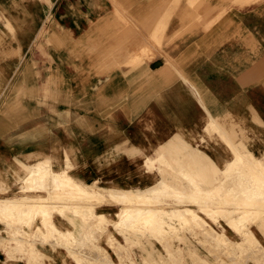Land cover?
I'll return each mask as SVG.
<instances>
[{"label":"crops","instance_id":"obj_1","mask_svg":"<svg viewBox=\"0 0 264 264\" xmlns=\"http://www.w3.org/2000/svg\"><path fill=\"white\" fill-rule=\"evenodd\" d=\"M203 1L115 0V3L114 0H0V77H10L12 67L22 64L55 67L53 72L46 71L44 77L53 78L57 82L56 89L61 93V103L57 105L61 125H51L47 116L51 111L47 106L36 107L30 102L28 111L43 113L44 116L38 120L39 117L34 115L19 125L29 124L30 130L36 128L38 122H43L45 129L73 131L75 136L70 139L61 135L60 145L68 147L70 142L69 146H74L73 160L77 165V173L81 171L78 177H98L106 181L118 179L126 184V179L138 177L133 174L132 163L139 162L140 169L135 167L134 171L143 177L145 187L161 177L160 164L156 162L153 168H149L147 160L161 155L163 162L173 158L170 161L173 162L174 174L171 180L173 184L177 182V188L184 189L180 191L189 193L191 189L190 182L185 178L187 176L190 181L199 183L200 190L205 192L216 188L217 180H222L224 174L229 172V167L237 161V170H231V176H226L220 187L214 190L220 197L215 196L203 208L190 202L177 206L172 204L174 209L189 208L203 217L209 236L195 227L181 231L179 224L175 223L176 234L168 236L169 240L165 237L163 241L170 248L176 264H195L191 262L190 255H195L199 264H232V261L234 264H264V184H259V194L244 197L250 192L245 189V185H252L257 176L264 177V0ZM205 2L207 7L203 6H206ZM217 3L220 4L217 6ZM118 4H121L120 9L116 6ZM192 15L196 21L192 17L190 19ZM189 20H192L191 24L198 25L190 27ZM6 24H9L11 31L6 28ZM128 29L130 32L126 33ZM40 33H43L44 58L38 56L36 47ZM143 33H147V37H143ZM128 34L133 40L138 36V41H133ZM127 41H130L129 45ZM150 43L155 44L153 46ZM136 45L141 47L137 48ZM114 46L116 48H111ZM5 51L11 53L6 60L1 57ZM116 51H120L119 56H115ZM111 53L114 59L119 57L126 60L115 63L110 57ZM133 57L142 60L129 62ZM174 65L176 69L181 68V71H177ZM106 66H109L108 70ZM77 67H85L84 73L87 76H79ZM137 68L139 71L135 72ZM166 68L171 72L170 75ZM59 74L62 77H58ZM30 76L33 77L32 74ZM67 115L68 118L64 120ZM0 128H3L1 121ZM26 144L24 150L15 154L32 157L31 161L37 160L33 158L37 150L47 154L51 147L50 141L48 143L46 139L38 144L36 141ZM37 145L43 146V149L37 148ZM132 150L143 156L133 157L130 154ZM6 155L10 153L5 154L0 144V171ZM233 190H236V196ZM234 198L236 203L232 201ZM209 208L217 209V222L204 212ZM247 208L251 213L246 216L244 224L246 229L252 231L255 239L253 248L245 251L247 256L242 254L243 258L244 254L248 258L242 261L236 259V255L231 258L228 253L226 256L223 252L211 253L212 235H223L234 243L242 241L243 235L234 231L222 215L228 212L238 214ZM116 209L115 205L110 204L97 207L104 215H111ZM54 225L63 233L70 232L73 240L53 241L47 237L33 240L35 252L40 257L37 255V259L30 261L32 264H76V261L82 264L80 260L85 261L83 264H94L95 261L97 264L100 261L97 246L105 250L116 263L117 256L108 244L106 233L92 231L91 235L80 239L79 235H75L80 229L79 225L68 216H60L59 221L54 220ZM84 229L80 230L86 233L87 227ZM115 234L117 240L125 244L124 237ZM88 240L92 245H87ZM143 242V251H130L131 257L138 264L161 263L162 260L168 262L164 245L158 239L151 237L143 239ZM201 242L206 246L201 245ZM76 245L77 248L79 245L78 249ZM86 248L95 251L99 259L90 251L91 256ZM84 249L87 250L86 255ZM234 250L238 254L236 247ZM79 254L83 258H79ZM213 256L219 257L221 263ZM5 258L6 254L0 250V260L3 262ZM7 261L12 264H29L26 258Z\"/></svg>","mask_w":264,"mask_h":264},{"label":"bare ground","instance_id":"obj_2","mask_svg":"<svg viewBox=\"0 0 264 264\" xmlns=\"http://www.w3.org/2000/svg\"><path fill=\"white\" fill-rule=\"evenodd\" d=\"M113 1V0H112ZM119 1V0H118ZM169 1V0H168ZM192 1V0H191ZM198 1V0H197ZM200 1V0H199ZM203 1V0H202ZM205 1V0H204ZM203 1V2H204ZM216 1V0H215ZM220 1V0H219ZM218 1V2H219ZM225 1V0H224ZM115 2V0H114ZM117 2V1H116ZM115 2V3H116ZM161 2V1H160ZM208 2V1H207ZM119 3V2H118ZM162 3V2H161ZM167 3V2H165ZM206 3V2H205ZM203 3V4H205ZM193 4V3H192ZM191 4V5H192ZM202 4V3H201ZM200 4V5H201ZM202 4V5H203ZM220 4V3H219ZM218 3L215 4V5H219ZM157 5V4H156ZM166 5V4H165ZM211 5V4H210ZM118 8L119 6L121 7V4L119 5H116ZM204 7H207V3H206V6L203 5ZM209 6V5H208ZM224 6V5H223ZM128 7V6H127ZM189 7V6H188ZM214 7V6H213ZM216 7V6H215ZM162 8V6H161ZM160 8V9H161ZM201 8V7H200ZM120 9V8H119ZM125 9V8H124ZM123 9V10H124ZM128 9V8H127ZM155 9V8H154ZM159 9V10H160ZM216 9V8H215ZM214 9V10H215ZM163 10V8L161 9ZM187 10V9H186ZM191 10V9H190ZM197 10V9H196ZM214 10L212 11L214 13ZM218 10V9H217ZM220 10V8H219ZM121 11V10H120ZM155 11V10H154ZM198 11V10H197ZM119 12V11H118ZM156 12V11H155ZM189 12V11H188ZM193 12V10H192ZM202 12V11H201ZM205 12V11H204ZM218 12V11H217ZM117 13V12H116ZM127 13V12H126ZM187 13V11H186ZM190 13V12H189ZM199 13V12H198ZM208 13V11L206 12ZM204 13V14H206ZM124 14V13H122ZM128 14V13H127ZM193 14V13H192ZM217 14V13H216ZM214 14V15H216ZM108 15V14H107ZM116 16V14H114ZM146 15V14H144ZM156 15V14H155ZM160 15V14H159ZM190 15V14H189ZM195 15V14H194ZM197 15V14H196ZM212 16V15H211ZM107 17V16H105ZM126 17V16H125ZM142 17V16H141ZM158 17V16H156ZM160 17V16H159ZM186 17V15H185ZM189 17V16H188ZM193 19V15L190 16V19ZM197 17V16H194V18ZM199 17V15H198ZM197 17V18H198ZM216 17V16H215ZM116 18V17H115ZM122 18V17H121ZM129 18V17H127ZM183 18V17H182ZM111 19V18H110ZM119 19V18H117ZM153 19V18H152ZM206 19V18H205ZM212 19V17H211ZM211 19H208V20H211ZM107 20V19H106ZM120 20V19H119ZM156 20V19H155ZM194 20V19H193ZM111 21V20H110ZM121 21V20H120ZM125 21V20H124ZM192 21V20H191ZM189 20V23L191 22ZM196 21V20H194ZM193 21V22H194ZM155 22V21H154ZM188 22V21H187ZM192 22V23H193ZM198 22V21H197ZM196 22V23H197ZM105 23V22H104ZM108 22H106L105 24H107ZM135 23V22H134ZM228 23V22H227ZM119 24V23H118ZM136 24V23H135ZM191 24V23H190ZM195 24V23H194ZM194 24H191V26H194ZM204 24V23H203ZM103 25V23H102ZM116 26V24H113ZM122 25V24H121ZM185 25V24H184ZM188 25V23H187ZM198 25V24H195V26ZM202 25V24H201ZM200 25V26H201ZM206 25V24H205ZM137 26V25H136ZM207 26V25H206ZM100 27V26H99ZM114 28V26H112ZM123 27V26H122ZM188 27V26H186ZM202 27V26H201ZM119 28H120V24H119ZM124 29V28H122ZM141 29V28H140ZM152 29V28H151ZM183 30L184 29V26L182 28ZM181 29V31H182ZM202 29V28H201ZM107 30V29H105ZM104 30V31H105ZM116 30V29H114ZM120 30V29H119ZM187 30V28H186ZM111 31V30H110ZM121 31V30H120ZM141 31V30H140ZM181 31H179L181 33ZM113 33V30L111 31ZM115 32V31H114ZM129 29L126 33H129ZM178 32V33H179ZM98 33V32H97ZM111 33V35H112ZM119 33V32H118ZM150 33V32H149ZM176 33V34H178ZM236 33V32H235ZM99 34V33H98ZM109 34V33H107ZM116 34V33H114ZM113 34V35H114ZM124 34V32H123ZM131 34H134L131 32ZM147 33H145L146 35ZM233 34V32H232ZM106 35V34H105ZM120 35V34H119ZM125 35V34H124ZM129 35V34H128ZM136 35V34H134ZM134 35L132 37H134ZM144 33H143V37L145 36ZM148 35V34H147ZM146 35V37H147ZM100 36V35H99ZM126 36V35H125ZM131 35H129L130 37ZM108 37V36H107ZM110 37V36H109ZM113 37H116V36H113ZM122 37V36H121ZM120 37V38H121ZM128 37V36H127ZM126 37V39H127ZM137 37V38H136ZM134 37L135 39L133 40L131 37V39L133 41H138V36ZM88 38V37H87ZM109 39H112L113 38H109ZM115 39H118V38H115ZM131 39H128V40H131ZM88 40V39H87ZM93 40V39H92ZM91 40V41H92ZM95 40V39H94ZM104 40V38L102 39ZM107 40V39H106ZM119 40V39H118ZM117 40V41H118ZM125 40V39H123ZM169 40V39H168ZM167 40V41H168ZM88 42V41H87ZM108 42V41H107ZM115 42V41H114ZM113 42V43H114ZM121 42H122V39H121ZM126 42V41H125ZM129 42L130 41H127V44L129 45ZM140 42V40H139ZM146 42V41H145ZM149 42H151L149 40ZM153 42V41H152ZM98 44V42H96ZM110 43V42H108ZM117 43V42H116ZM136 43V42H135ZM133 43V44H135ZM142 43L144 44V42L142 41ZM249 43V42H248ZM92 44V43H91ZM122 44V43H120ZM137 44V43H136ZM151 44V43H150ZM153 44V43H152ZM151 44V45H152ZM155 44V43H154ZM153 44V46H154ZM253 44V43H252ZM90 45V44H89ZM113 45V44H112ZM118 43L116 44V47H117ZM122 45H125V43H123ZM132 45V44H131ZM91 46V45H90ZM93 47L95 45H92ZM107 46V44H106ZM111 46V45H110ZM109 46V48H110ZM126 46V45H125ZM133 46V45H132ZM131 46V47H132ZM135 46V45H134ZM137 46V45H136ZM140 46V45H139ZM137 46V48L139 47ZM103 47V46H102ZM115 46L114 47H111V48H116ZM126 47H129V46H126ZM130 47V48H131ZM141 47V46H140ZM145 47V46H144ZM148 47V46H147ZM151 47V46H150ZM92 48V47H91ZM107 48V47H105ZM119 48H120V45H119ZM122 49V48H121ZM148 49V48H147ZM88 50V49H87ZM85 50V52L87 51ZM115 50V49H114ZM123 50V49H122ZM132 50V49H130ZM129 50V51H130ZM137 50V49H136ZM135 50V51H136ZM146 50V49H145ZM144 50V52H145ZM105 51V49H104ZM109 50H107L108 52ZM113 52V50H111ZM134 51V52H135ZM132 52V53H134ZM149 52V50H148ZM88 53V52H87ZM105 53V52H104ZM110 53V51L108 52ZM129 53V52H128ZM76 54V53H75ZM103 54V53H102ZM131 54V53H129ZM139 54V52H138ZM77 55V54H76ZM127 55V53H126ZM132 55V54H131ZM98 56V55H97ZM109 56V55H108ZM111 56H112V53H111ZM103 57V56H102ZM105 58V56H104ZM113 58V57H112ZM170 58V57H169ZM172 59V58H171ZM104 60V59H103ZM112 60V59H111ZM116 59L113 58L112 61L115 62ZM131 63H135V59H131ZM96 61V60H95ZM105 61V60H104ZM173 61V60H172ZM111 62V61H110ZM106 63V62H105ZM103 63V64H105ZM116 63V62H115ZM115 63H113V65H115ZM119 63V62H118ZM140 63V62H139ZM174 63V62H173ZM102 64V63H101ZM112 64V63H111ZM109 65V63H108ZM112 65V66H113ZM117 65V64H116ZM119 65V64H118ZM138 65V64H137ZM20 66L21 65H18L15 67V69L13 70L12 74L10 75V79L13 78V77H21L20 80L14 85L15 86V89L14 87L12 88V93L13 95H11L9 98H14V94L16 92H18L20 89V87H22L24 85V81L26 80V77H31L30 76V69L29 67L25 70V71H21L19 72L20 70ZM90 65H88L89 67ZM110 66V65H109ZM108 66V67H109ZM105 67V66H104ZM107 67V66H106ZM108 67H107V70H108ZM178 67V65H177ZM78 68V72L77 74L79 76H87V74L84 73L85 71V67H77ZM101 68V67H100ZM174 68L176 69V66L174 65ZM103 69V68H102ZM118 69V68H117ZM149 69V68H148ZM147 69V70H148ZM168 68H166V71L168 72L167 70ZM177 69H180L179 71H181V68H177ZM176 69V70H177ZM100 70V69H99ZM106 70V71H107ZM139 71V68H137L135 70V72H138ZM166 71H164L166 73ZM178 71V70H177ZM87 72V70H86ZM99 73V71H97ZM114 72V71H113ZM153 72H155V70H153ZM163 72V73H164ZM96 73V72H95ZM116 72H114L115 74ZM158 73V72H157ZM162 73V74H163ZM164 73V74H165ZM169 73V72H168ZM171 73V72H170ZM169 73V75H170ZM181 73V72H180ZM113 74V75H114ZM152 74V73H151ZM159 75V74H157ZM175 75V74H174ZM182 75V74H181ZM115 76V75H114ZM168 76V75H167ZM58 77H62L61 74H59ZM106 78V76H105ZM108 78V76H107ZM180 78V77H179ZM184 78V77H183ZM185 80V79H184ZM106 81V80H105ZM103 81V82H105ZM0 83H1V77H0ZM1 86V84H0ZM27 86V84H26ZM28 87L30 88V84H28ZM126 98V97H125ZM198 102V101H197ZM199 104V103H198ZM208 116V115H207ZM219 128V127H218ZM168 149V148H167ZM160 153V152H159ZM175 154V153H174ZM182 154V153H181ZM235 155V154H234ZM178 156V155H176ZM181 157V156H180ZM245 158V157H244ZM162 156L161 155H158V156H155L154 158H151V159H148L147 160V165L149 168H153L155 166V163H159L162 161ZM173 159V158H172ZM171 159V160H172ZM237 160L239 159V157L236 158ZM169 160V161H171ZM247 160V159H246ZM263 161V160H262ZM248 162V161H247ZM171 163V162H170ZM173 163V162H172ZM237 161H234L233 165L231 167H229L228 171L226 174H224V177L222 180L218 179L217 180V186L216 188L218 189L220 187V184L221 182L225 179V177H230L231 176V170H234L236 169V165H237ZM243 163V162H242ZM241 164V163H240ZM251 164V163H250ZM261 164V163H260ZM27 166V172H26V175L25 177L23 178V183L22 185H20V190H19V194H17L16 196H13V197H1L0 198V220L3 219V221H6L5 223L7 224L8 226V229L10 230V237L7 239L8 242L4 243L3 247H4V250L6 249V251H10V250H16L15 248H22L23 246V243L27 241V237L29 235L26 234V232L24 233V230L21 229V227H18V226H15V225H12L14 223H27L29 222L30 220H34V218L36 216H39L40 217V222H41V225H37L35 226L34 228V231L32 232V235H38L39 237L40 236H43V239L44 237H47V238H51L53 239H56V240H59V239H64V240H67V242H71L73 240V236L70 232H61L55 225L54 223L50 220V214L52 212V210L49 209V206H55L56 203H63L65 204L64 200H66L67 198L68 199H72L73 201H76V200H80L81 201V204H78L76 202H73V205L72 208L71 207H67L68 208H71L72 212L76 215H80L82 217V220L84 221V223H86V225H83L87 227L88 230H86V233L85 231H83V235L86 234L85 238L88 236V235H91L92 231H98V233H102L105 231V226L102 222V220L105 218L104 215L102 213H95L94 212V207L96 205H99V204H103V203H109V204H121V208L120 210L117 212V219L114 220V223H113V227L114 229L120 234V235H123L125 237L124 239V242L126 240V242H130V236L127 235V231L130 230L131 228V225L128 223V219H129V216H131V211H129V208H132L136 205H140L141 207L137 206L138 208V211L135 212L136 214L134 215L135 216V219L138 223H140V227L141 229H139L142 233V235L145 237H147L149 235V237H153V238H156V240L158 239L160 241V243L162 245H164V249L166 251V255L168 257V262L165 261V260H162L161 261V264H174V256L172 255V253L170 252V248L168 249L167 246H166V243L164 240L165 237H167L168 239V236H171L173 235L175 232H176V228L177 226L176 225H173V221H176V223H178L179 225L181 226H184V227H188L189 229L193 228V227H197V228H201L202 230L204 229L202 227L201 224L205 223L203 217H201L198 213L194 212L192 209H189V208H185L183 210H180V209H174L172 207L170 208H166V206H160V207H157V206H153V203L155 201H157V197L160 195V194H164V195H167V197L169 198V200L171 199H174L175 200V203H178V204H181V203H184V202H190L194 205H198V206H204V204H208L207 202L208 201H211L215 196H218L220 197V195L218 194V192H215L214 190L216 188H213L212 190H208V191H205V192H202L200 190V187L198 186V184L194 181H190V178H188L187 176H185V178L190 182V187L191 189H189V193H184L182 191H180V187H176L175 184H173L172 180H167L166 178L164 177H160L159 179L155 180L153 183L145 186V187H124V186H113V187H104V186H101V185H98L95 183V181H92L90 183H86V182H82V181H77L75 180L74 178H72L71 176H69L68 174H66L65 172L63 171H59V170H53L51 165L50 164H47L46 163V160L45 159H38L34 162H31V163H28V164H25ZM158 165V164H157ZM179 166V164H177ZM183 165V164H182ZM256 165V164H255ZM262 165V164H261ZM23 166V165H22ZM21 166V167H22ZM175 166V165H174ZM177 166V167H178ZM186 166V165H185ZM240 166V165H238ZM158 167V166H157ZM188 167V166H187ZM249 167V166H248ZM260 167V166H259ZM189 168V167H188ZM257 168V167H256ZM179 169V168H178ZM160 170V169H159ZM163 170V169H162ZM237 170V169H236ZM252 170V169H251ZM250 170V171H251ZM188 171V170H187ZM190 171V169H189ZM161 172V171H160ZM192 172V171H190ZM189 172V173H190ZM248 172V171H247ZM171 173V171H170ZM173 173V172H172ZM171 173V174H172ZM252 173V172H251ZM165 174V173H164ZM248 174V173H247ZM246 174V175H247ZM264 174V173H263ZM174 175V174H173ZM172 175V176H173ZM178 174H176L177 176ZM236 175V174H235ZM249 175H250V172H249ZM260 175V174H259ZM170 176V177H172ZM233 176V175H232ZM257 176V175H256ZM255 176V177H256ZM178 177V176H177ZM193 177V176H192ZM195 177V176H194ZM261 177V176H260ZM258 178V176L256 177L257 180H253V184L252 185H245V189L250 191L249 193H247L244 197H248V195L252 196V195H256V194H259V191H257V189L259 188V184L260 183H263L264 184V177H261V178ZM174 178V177H173ZM180 178V176L178 177ZM239 178V177H238ZM247 178V177H246ZM181 179V178H180ZM195 179V178H194ZM182 180V179H181ZM186 180V181H187ZM229 180V179H228ZM242 180V178H241ZM251 180V179H249ZM176 181V180H175ZM187 181V182H188ZM235 181V180H234ZM239 181V179H238ZM179 183V182H178ZM182 184V183H181ZM184 184V183H183ZM237 184V183H236ZM179 185V184H178ZM177 185V186H178ZM187 185V184H186ZM263 186V185H262ZM183 187V186H182ZM186 187V186H185ZM202 187V186H201ZM244 187V186H242ZM187 189V190H188ZM260 189V188H259ZM258 189V190H259ZM2 190V189H1ZM47 191L49 192L48 194V197L46 196H40V195H33V194H28V192H31V191ZM184 190V189H182ZM239 190V189H238ZM241 190V189H240ZM236 190H233V193H234V196L235 195V192ZM186 192V191H185ZM223 192V191H221ZM225 192V191H224ZM261 192V191H260ZM229 193V192H228ZM227 194V193H225ZM224 194V195H225ZM223 195V194H222ZM233 195V194H232ZM226 197V195H225ZM233 197V196H232ZM231 197H229L230 199ZM241 198V197H240ZM227 199V197H226ZM257 199V198H256ZM260 199V198H259ZM258 199V200H259ZM257 200V201H258ZM67 201V200H66ZM233 202L236 203V199L234 198L232 200ZM240 201V200H239ZM264 201V200H263ZM68 202V201H67ZM66 202V203H67ZM70 203V202H69ZM166 203V202H165ZM219 203V202H218ZM234 203V204H235ZM243 203V202H242ZM63 204L61 206H63ZM143 204L146 205L147 207H143ZM167 205H169L168 203H166ZM233 204V205H234ZM72 205V203H71ZM81 205L80 207V210L78 211L77 209H74L75 206H79ZM252 205V204H251ZM255 206V204H254ZM53 208V207H51ZM264 208V207H263ZM221 209V208H220ZM203 210V209H202ZM224 210V209H223ZM235 210V209H234ZM204 212L207 214V216L209 218H211L214 222L217 221V218H218V215L217 214V209L215 208H209V209H205ZM236 212V211H234ZM261 212V211H259ZM62 214V209L60 208V212ZM251 213L250 209H244L241 211V213H238V214H235V213H231V212H228V214L226 215H222V217L226 220V222L232 227V229L240 234L243 235V239L240 243H234L232 241H230L227 237L223 236V235H220V236H214L212 235V244L213 246H216V247H224L228 254L230 255L231 254V258L233 257L232 255H236V259H239L240 256H243L242 254L246 251V250H249L251 248H253L254 244H255V239H254V236L252 234V231L250 229H246V226L244 224V221H245V218H247L246 216H249ZM256 217V216H254ZM2 218V219H1ZM131 219V218H130ZM130 221V220H129ZM260 221V220H259ZM191 222L193 224H191ZM254 222V221H253ZM83 223V222H82ZM83 223V224H84ZM260 223V222H259ZM30 224V223H29ZM261 224V223H260ZM134 225V224H133ZM21 226V225H20ZM80 226V225H79ZM101 226L100 228H97ZM130 226V227H129ZM181 226H179V228H181ZM209 227V226H208ZM85 228V227H84ZM84 228H82L83 230H85ZM137 228V227H136ZM257 228V227H256ZM262 228V227H261ZM211 229V228H210ZM264 229V228H263ZM262 229V230H263ZM138 229H134V232L138 231ZM207 229H205L206 231ZM82 231V230H80ZM133 230L131 229V232ZM180 231V230H179ZM182 231V230H181ZM259 231V230H258ZM264 231V230H263ZM79 232V231H78ZM77 232V234H79ZM197 232V231H196ZM207 232V231H206ZM81 233V232H80ZM133 233V232H132ZM199 233V232H198ZM202 233V232H201ZM200 233V234H201ZM97 234V233H96ZM95 234V235H96ZM130 234V233H129ZM176 234V233H175ZM181 234V233H180ZM189 234V233H188ZM196 234V233H195ZM205 234V233H204ZM208 234V233H207ZM206 234V235H207ZM31 235V236H32ZM80 235V234H79ZM131 235V234H130ZM82 236V235H81ZM133 236V234H132ZM179 236V235H178ZM182 236V235H180ZM197 236V235H196ZM209 236V234H208ZM84 237V236H83ZM82 237V238H83ZM134 237L136 238V236L134 235ZM140 237V236H139ZM177 237V236H176ZM264 237V236H263ZM91 238V237H90ZM96 238V237H95ZM143 238V237H142ZM175 238V237H174ZM183 238V237H181ZM1 239V238H0ZM50 239V240H51ZM108 244L111 248H113L114 252L116 253L117 257L119 258V261L118 263H114L111 259V257L109 256V254L103 250L100 252V261L99 263L97 262V264H121L122 263V258H121V250L126 248L125 245H123L122 243H120L117 238L112 234H108ZM171 239V238H170ZM180 239V238H179ZM186 239V238H183V240ZM208 239V238H207ZM49 240V239H48ZM47 240V241H48ZM49 240V241H50ZM77 241H80L78 240V238L76 239ZM87 240V239H85ZM90 240V239H89ZM89 240H88V243L87 245H89ZM166 240V239H165ZM169 240V239H168ZM167 240V241H168ZM187 240V239H186ZM200 240V239H199ZM203 240V239H202ZM206 240V239H205ZM1 241V240H0ZM84 241V240H83ZM149 241V240H148ZM148 241H145V242H148ZM208 241V240H207ZM52 242V240H51ZM60 242V241H59ZM64 242V241H63ZM66 242V241H65ZM133 242V241H131ZM130 242V243H131ZM135 242V241H134ZM139 242V240H138ZM144 242V243H145ZM184 243V241H182ZM181 242V243H182ZM205 242V241H204ZM210 242V240H209ZM208 242V243H209ZM53 243V242H52ZM62 243V242H61ZM85 243V242H84ZM95 243V242H93ZM150 243V242H149ZM172 243V242H171ZM66 244V243H65ZM82 244V243H81ZM132 244V243H131ZM29 245V244H28ZM51 245V244H50ZM85 245V244H84ZM84 245H82L84 247ZM86 245V246H87ZM92 245V244H90ZM211 245V244H210ZM71 246V245H70ZM72 246H75L72 245ZM81 246V247H82ZM142 246V245H141ZM169 246V245H168ZM206 246V245H205ZM204 246V247H205ZM208 246V245H207ZM69 247V246H68ZM98 248H100L99 246H97ZM170 247V246H169ZM175 247V246H174ZM186 247V246H185ZM209 247V246H208ZM235 247L236 249H238V254L235 252ZM74 248V247H72ZM76 248H77V245H76ZM76 248L74 249L76 251ZM78 248H79V245H78ZM77 248V249H78ZM88 248V246H87ZM86 248V249H87ZM90 248V247H89ZM96 248V246H95ZM95 248L93 250H95ZM211 248V247H210ZM66 249V248H65ZM83 249V248H82ZM92 249V248H91ZM142 249V248H141ZM175 249V248H174ZM192 249H193V246H192ZM222 249V248H221ZM220 249V250H221ZM256 249V248H255ZM27 250V255H28V259L30 258V254L32 252H34L33 250V247L29 245L28 248H26ZM33 250V251H32ZM80 250V249H79ZM88 250V249H87ZM86 250V251H87ZM144 250V249H143ZM170 250V251H169ZM176 250V249H175ZM179 250V249H178ZM5 251V253H6ZM32 251V252H31ZM85 251V249L83 250V252ZM84 252L85 255L87 254V252ZM89 251V250H88ZM91 251V250H90ZM89 251V252H90ZM164 251V252H165ZM253 251V250H252ZM261 251V250H260ZM78 252V251H77ZM82 252V253H83ZM93 253V256L97 257L94 252L95 251H91ZM90 252V253H91ZM97 252V251H96ZM132 252V251H131ZM146 252H147V249H146ZM194 252V251H193ZM191 252V253H193ZM215 252V251H214ZM226 252V251H225ZM30 253V254H29ZM83 253V254H84ZM92 253H91V256H92ZM187 253V252H186ZM212 253V252H211ZM252 253V252H251ZM256 253V252H255ZM259 253V252H258ZM148 254V252H147ZM146 254V255H147ZM174 254V253H173ZM189 254V252H188ZM218 254V253H217ZM227 254V255H228ZM246 254V253H245ZM245 254H244V258H248V257H245ZM78 255V254H77ZM80 255V254H79ZM149 255V254H148ZM179 255V254H177ZM263 255V254H262ZM89 256V255H88ZM87 256V257H88ZM90 256V257H91ZM176 256V255H175ZM192 256V255H190ZM189 256V257H190ZM195 255H193L192 257H194ZM226 256V254H225ZM247 256V254H246ZM264 256V255H263ZM124 257V255H123ZM146 257V256H145ZM197 257V256H196ZM215 257V256H213ZM228 258H230L229 256H227ZM235 257V256H234ZM250 257V256H249ZM252 257V256H251ZM75 258V257H74ZM77 258V257H76ZM79 258H83L82 254L80 255ZM86 258V257H85ZM84 258V259H85ZM98 258V257H97ZM98 258V259H99ZM117 258V260H118ZM128 258H130V262L132 261L133 264H135L133 262V259L131 256H129ZM144 258V257H143ZM153 258V257H152ZM158 258H161L158 256ZM216 258V257H215ZM242 258V257H241ZM88 259H90L88 257ZM91 259L93 260V258L91 257ZM96 259V258H95ZM148 259V258H147ZM235 259V258H233ZM232 259V260H233ZM253 259V258H252ZM87 260V258L85 259ZM144 260V259H143ZM146 260V259H145ZM144 260V261H145ZM153 260V259H151ZM178 260V259H177ZM193 260V259H192ZM241 260V259H240ZM82 261L81 263L83 264L85 261L84 260H80ZM84 261V262H83ZM89 261V260H87ZM94 261V260H93ZM148 261V260H147ZM150 261V259H149ZM154 261H156L154 259ZM159 261V260H158ZM185 261V260H184ZM203 261V260H202ZM78 261H76L75 263L77 264ZM176 262V261H175ZM186 262V261H185ZM195 262V261H194ZM223 262V261H222ZM261 262V261H260ZM33 263V262H32ZM96 263V261L94 262V264ZM147 263V262H145ZM154 264H157V262H153ZM179 263V261L177 262ZM87 264V262L85 263ZM92 264V262L90 263ZM160 264V263H158ZM231 264V263H230ZM232 264H234V261H232ZM237 264V263H236Z\"/></svg>","mask_w":264,"mask_h":264},{"label":"rangeland","instance_id":"obj_3","mask_svg":"<svg viewBox=\"0 0 264 264\" xmlns=\"http://www.w3.org/2000/svg\"><path fill=\"white\" fill-rule=\"evenodd\" d=\"M6 28L11 31V28L9 26V24H6ZM36 47H37V53H39V57L40 58H44V51L43 49V33H40L37 36V42H36ZM141 53H143V50H140ZM11 53L8 52L3 53L1 55V57H3L4 60L7 59V57H10ZM120 55V51H116L115 52V56H119ZM133 55V54H132ZM112 57V56H110ZM115 62H120L126 59H121V58H115ZM132 58H130L129 62H131ZM133 59H135V61H139L142 60V58L139 57H133ZM25 61V60H23ZM29 67L30 69V75L32 74L33 77H26V80L24 81V85L22 87H20L19 91L16 92L14 94V98H9L11 95H13L12 93V88L14 87L15 89V84L20 80L21 77H13L10 79V77H1V86H0V121L2 122V126L3 128H0V144L2 146V150L5 154L10 153V155H6L5 160L1 163L2 168L0 171V198L1 197H13L16 196L17 194H19V190H20V185H22L23 183V178L26 175L27 172V166L25 164L34 162L31 161L32 157H29L27 155H17L15 154V152H18L19 150H24L27 147L26 143L32 142V141H36V144H38L39 142H42L44 139H46V141L49 143H51V147L50 149H48L49 151H47V154H44L42 151H38L37 153L33 156V158H35V160L37 159H45L47 164H50L53 170H61L63 172H65L66 174H68L69 176H71L72 178H74L77 181H82V182H86V183H90L92 181H95L96 184L104 186V187H113V186H124V187H143V177H139V172L137 171L135 173L134 169L135 167L137 169H140V163L139 162H133L132 166H133V174H137L138 177H132L131 179H126V184H124L123 182H120L118 179L114 180V179H109V181H106L107 179L104 178H98V177H87V178H81L78 177L77 174L81 173V171H78L77 173V165L76 162L73 160L74 159V146H69L66 147L65 145L63 147H61L60 145V139H61V135H64V137L70 139V137H74V132L68 129H53L50 130L45 129V126L43 124V122H38L36 125V128L34 129H30L31 126L29 127V124L25 125H19L21 122L27 121L29 118H32L34 115H36L37 117H39L38 120H41L43 118V113L42 114H38L37 112V108H36V113L34 112H29L28 111V103L30 102L32 104V106L36 105L37 106H47V109H50L51 113L48 116V120H51L52 122V126L53 127H58L61 125L60 122V114L58 112V107L57 105H59L60 102V96L61 93L58 91V89H56V81L51 78V77H44V73L47 72H53L55 67L54 66H44V65H26V64H22V66H20V70L21 71H25L27 68ZM11 68V67H10ZM100 68V67H97ZM102 68V67H101ZM100 68V69H101ZM15 69V67H12V71ZM82 76V75H81ZM27 84V86H26ZM28 84H30V88L28 87ZM34 109V108H33ZM69 115L64 117V120H66L68 118ZM71 121V120H70ZM20 147V149H19ZM37 148L39 149H43V146L41 145H37ZM118 152V151H117ZM61 154L64 157V160L61 161ZM130 154L136 158H140L143 156V154H140L138 151L136 150H132L130 152ZM23 165V166H22ZM22 166V167H21ZM160 166H161V176L166 178L167 180H171L172 177V163H170V161H161L160 162ZM163 169V170H162ZM171 171V173H170ZM165 173V174H164ZM2 189V190H1ZM49 192L47 191H31L28 192V194H33V195H40V196H46L48 197ZM215 198V197H214ZM214 198L212 200H214ZM68 202H67V201ZM64 200L65 204L63 203H56L55 206H49V209L52 210L51 214H50V220L54 223V220L59 221V217L63 216V217H69L72 218V220L75 219L76 221V225H80V229L83 228V225H86V223H84V221L82 220V217L80 215H75L71 210L73 205V202H76L78 204H81L80 200H76L73 201L72 199H66ZM67 202V203H66ZM70 202V203H69ZM168 203L169 205H167L166 203ZM214 202V201H212ZM72 203V205H71ZM175 203L174 199L169 200V198L167 197V195L164 194H160L157 197V201H155L153 203V206H166L167 208L172 207V204ZM187 203V202H184ZM63 204V206H61ZM103 204H109V203H103ZM176 206L178 205V203H175ZM182 204V203H181ZM101 204L96 205L94 207V212L95 213H102L101 211L97 210V207H99ZM110 205H115V207L117 208L113 214L111 215H104V219L102 220L104 226H105V231L102 232L108 234H114V236L116 237V234H119L113 227V223L114 220L117 219V212L120 210L121 208V204H110ZM71 207L68 208L67 207ZM79 206H75L74 209H77L78 211L80 210ZM137 206L141 207L140 205H136L132 208H129V211H131V216H129L128 219V223L131 225L130 230L127 231V235L130 236V242H126L125 240V247L124 249L121 250V258H122V263L121 264H133L132 261L130 262V258H128L131 255V252H133V250H141L143 251V239H147V238H151L149 237V235L147 237L144 238V236L141 234L142 232L139 230L141 229L140 227V223H138L135 219V212L138 211ZM53 207V208H51ZM143 207H147L146 205L143 204ZM60 208L62 209V214L59 213L60 212ZM202 210V209H201ZM195 212V211H194ZM218 214V213H217ZM131 218V219H130ZM2 219V218H1ZM130 220V221H129ZM6 221L0 220V250L3 251L5 253L6 249L4 250V243L8 242L7 239L10 237V230L8 229L7 224L5 223ZM84 224H83V223ZM217 222V221H216ZM30 223V224H29ZM57 223V222H56ZM176 221H173V225H175ZM134 224V225H133ZM193 224V223H192ZM12 225L21 227L22 230H24V233L26 232L27 235H29L27 237V241L23 243L22 248H15L16 250H10V251H6V258L4 259V261L2 262L0 260V264H12V262L7 261V260H23V259H27V262L29 264H32L30 261H33L35 259H37V255L38 257H40L39 254H37V252H35V247L33 246V240H37V239H43V236H38V235H32V232L34 231L35 226L37 225H41L40 222V217L36 216L34 218V220H30L27 223H14ZM21 225V226H20ZM111 225V227L109 226ZM202 227L204 225H206L205 223L201 224ZM181 226V225H179ZM85 227V226H84ZM101 226L97 227L100 228ZM130 227V226H129ZM137 227V228H136ZM197 228V227H195ZM204 229L202 230L201 228H197L199 229L201 232H206L205 231V226L203 227ZM79 229V234L75 235H79V237H81L80 239L85 238L86 234L83 235V231H80ZM131 229L133 230L131 232ZM134 229H138L139 232L135 231ZM177 229V228H176ZM183 231H188L190 230L187 226H181L180 228ZM81 232V233H80ZM177 232V230H176ZM131 235H130V234ZM207 233V232H206ZM92 234V233H91ZM133 234V236H132ZM32 235V236H31ZM82 235V236H81ZM134 235L136 236V238L134 237ZM123 236V235H122ZM140 236V237H139ZM124 237V236H123ZM143 237V238H142ZM45 238V237H44ZM125 239V237H124ZM139 240V242H138ZM135 241V242H134ZM33 247L34 252H32L29 256L30 258L28 259V255H27V250L26 248L29 247V245ZM212 244V243H210ZM142 245V246H141ZM201 245H205L204 242H201ZM212 246V253L215 254V252L217 251L218 253L223 252L224 254H227L228 252L225 253V248L224 247H216ZM95 248V247H94ZM142 248V249H141ZM221 249V250H220ZM98 251H103V249L100 247H97ZM215 251V252H214ZM245 253V252H244ZM116 254V253H115ZM133 254V253H132ZM124 255V257H123ZM117 256V255H116ZM191 258V262L195 263V264H199V260L196 259L195 257L192 258V256H190ZM242 256L239 257V259H241L243 261V257ZM118 258V257H117ZM133 262L135 264H138L137 261L132 257ZM193 259V260H192ZM217 262L221 263V259L219 257L216 256ZM118 260L116 261V263H118ZM195 261V262H194ZM239 261V260H238ZM144 264H147L145 262H143ZM154 264V263H153ZM158 264V262H157ZM161 264V263H160ZM174 264L175 260H174ZM243 264V263H242Z\"/></svg>","mask_w":264,"mask_h":264}]
</instances>
